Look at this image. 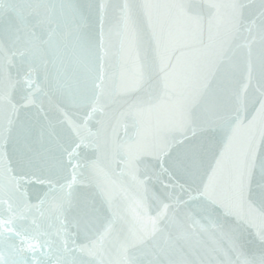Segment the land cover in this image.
Segmentation results:
<instances>
[{
    "label": "water",
    "instance_id": "water-1",
    "mask_svg": "<svg viewBox=\"0 0 264 264\" xmlns=\"http://www.w3.org/2000/svg\"><path fill=\"white\" fill-rule=\"evenodd\" d=\"M0 264H264V0H0Z\"/></svg>",
    "mask_w": 264,
    "mask_h": 264
}]
</instances>
